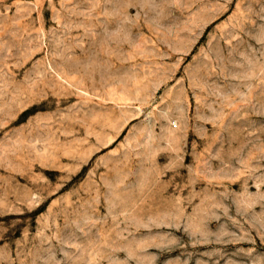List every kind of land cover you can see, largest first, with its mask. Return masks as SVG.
<instances>
[{
  "label": "rangeland",
  "instance_id": "1",
  "mask_svg": "<svg viewBox=\"0 0 264 264\" xmlns=\"http://www.w3.org/2000/svg\"><path fill=\"white\" fill-rule=\"evenodd\" d=\"M0 264H264V0H0Z\"/></svg>",
  "mask_w": 264,
  "mask_h": 264
}]
</instances>
